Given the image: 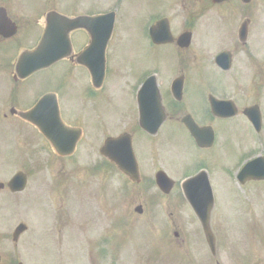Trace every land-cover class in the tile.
<instances>
[{
	"label": "rangeland",
	"instance_id": "374dc122",
	"mask_svg": "<svg viewBox=\"0 0 264 264\" xmlns=\"http://www.w3.org/2000/svg\"><path fill=\"white\" fill-rule=\"evenodd\" d=\"M11 2L17 11L23 12L14 14L21 31L26 23L38 27L36 18L42 16V0ZM87 2L78 3L76 9H89ZM2 3L5 2L0 0ZM44 3L42 13L56 7L55 0ZM73 5L70 0L63 6L64 11L72 13ZM30 37L27 33L21 44L9 46L10 54H18ZM121 37L123 19L117 22L109 44V68L102 88L93 86L88 71L82 67L66 74L65 83L59 87L62 114L66 118L70 115L69 121L84 130L73 155L59 157L50 143L43 148L44 141L36 135L34 126L10 113L13 96L8 98L9 106H0V182L6 184L18 171L29 173L24 191L0 189V264H217V261L264 264V193L241 189L237 180H228L222 174V163L216 161L217 150L209 153L212 163L204 164L210 168L215 183L211 224L217 237L216 256L210 251L202 225L178 185L184 173L198 161L196 153L191 158L183 148L171 151L169 145L165 150L158 147L160 154L167 153L174 159L171 161L174 167L169 160L165 161L170 176L179 181L170 192L160 190L154 182V172L146 176V181L142 178L139 183L133 182L101 155L100 148L108 135H118L125 127L132 128L123 120V109L137 106L142 72L157 71L162 96H167L172 78L171 65L157 59L163 52L155 53L156 48L142 44L141 40L122 43ZM60 65L27 82L19 91L26 97L21 105L32 97L33 84L44 87L43 80L47 89L56 87L49 80L61 72ZM64 70L70 69L64 67ZM8 87L9 91L0 88V105L12 91ZM187 91V106L199 111L194 107L199 102L198 95L189 87ZM218 125L221 141L229 133L226 126L232 124L222 121ZM173 128L168 125L164 132L175 133L176 143L188 146V138H184L181 130L172 131ZM136 143L143 156L149 150V138L139 133ZM232 161L233 156L229 162L225 160L224 170L233 165ZM21 223L28 228L16 240L14 233Z\"/></svg>",
	"mask_w": 264,
	"mask_h": 264
},
{
	"label": "flooded vegetation",
	"instance_id": "af4514ba",
	"mask_svg": "<svg viewBox=\"0 0 264 264\" xmlns=\"http://www.w3.org/2000/svg\"><path fill=\"white\" fill-rule=\"evenodd\" d=\"M3 1L10 7L5 3L0 4V88L9 91V85L12 91L4 97L0 106L10 104L8 98L13 96L10 113L15 119L28 122L35 127L33 129L38 133L35 134L44 141L43 148L48 143L47 138L35 125L23 119L20 112L30 110L43 95L54 93L60 105L61 120L67 126L74 129L81 128L82 131L83 128L80 125L69 121L70 115L66 118L62 114L64 107L61 104L59 87L65 83L66 74L73 73L76 67L81 66L79 52L96 37L83 26L69 31L67 36L71 51L67 57L59 61L61 72L49 80V82L53 81L56 87L47 89L43 80L41 85L44 87L33 84L34 92H31L33 95L27 99L24 105H21V102L25 101L26 97L19 94V91L28 81L50 71L57 63L22 79L16 71L19 55L27 49L36 47L41 41L48 27L50 14L58 13L72 18L114 14L113 17L108 16L111 20L114 18L109 44L116 32L117 22L123 19V37L120 38L122 43L141 40L142 44H149L156 48L154 49L155 53L163 52L164 54H159L158 57L156 54L157 59L171 65L169 72L172 78L168 94L162 96L163 106H160L165 120L158 134L150 135L141 127L140 106H132L131 110L123 109L125 115L123 120L128 121L132 127L123 128V133L127 132L132 135L135 161L141 181L142 178H145L146 181V176L154 172V182L156 183L158 171L164 170L168 174L170 173L165 161L169 160L168 162L172 165L171 161L174 159L166 155L167 153L164 151L162 155L157 150L158 147L165 150L169 145L171 151L176 147L179 150L183 148L185 154L191 158L195 153L198 155V161L189 170L187 177L205 171L214 191L215 183L212 173L206 165L213 161L209 153L217 150L216 161L222 163V174L227 175L228 180H237L241 189H253L264 193V179L256 180L248 176L241 178L239 175L247 162L258 156L264 157V0H88L89 9L80 8L79 11L76 9L77 4L80 2L84 4L85 0H72L74 5L71 9L72 13L69 14L64 11L66 8L63 6L70 0H55L56 7H51L43 13L45 3L42 0L40 9L42 16L36 18L38 27L25 22L26 26L22 31L14 14L21 15L23 12L16 10L12 0ZM111 20L106 19L99 22V28L108 27ZM95 23L93 21L89 24L94 32ZM27 33L32 36L29 43L24 44L18 54L11 55V48L8 47L21 44V38H26ZM106 35L104 33L102 37H106ZM61 37H64L63 32ZM64 67L70 70L66 72ZM149 70L147 69V71ZM188 87L198 95L199 102H196L194 107L200 109L199 111H195L186 104ZM178 91L182 92L181 97L178 96L180 93ZM212 97L221 101L218 114L213 113ZM33 98L35 99L31 103ZM17 106L26 107L19 108ZM71 113L73 116V112ZM147 115L155 120L160 115V111L149 106ZM187 116H192L198 127L202 129L199 136V142L202 145L193 137L183 122ZM44 117L45 122L49 124L52 122L51 112L45 113ZM222 121L231 122L232 125L226 126L229 133L220 141L218 123ZM168 125L174 126L172 131L176 133L181 130L185 135L184 138H188L189 145L180 146L176 143L175 133L166 134L164 128ZM139 133L145 134L150 143L149 150L143 156H140L136 143ZM223 142L227 143L226 146ZM168 150L167 148L166 151ZM231 156H233V165L224 170L225 160L227 159L229 162ZM172 167L174 166L172 165ZM188 168L189 166L186 165L185 169ZM125 170H123V177L133 181L129 177L133 175L132 169L131 173L126 168ZM257 172L264 173V166L258 167ZM176 188L177 183L175 182L173 190ZM181 189L185 196L182 186ZM139 207L142 210V206Z\"/></svg>",
	"mask_w": 264,
	"mask_h": 264
},
{
	"label": "water",
	"instance_id": "95a60500",
	"mask_svg": "<svg viewBox=\"0 0 264 264\" xmlns=\"http://www.w3.org/2000/svg\"><path fill=\"white\" fill-rule=\"evenodd\" d=\"M102 17L103 16L96 17V19H98L97 23L102 22L99 19ZM49 20V27L41 44L34 51L23 53L19 59L17 69L21 77H27L40 69L49 67L50 65L61 59L63 56H65L67 53H69L70 49H68V41L67 43L61 42V36L59 35V28L61 24L63 27H65L64 29L71 30L82 24L88 26L89 21L93 19H88L86 17H81L78 19H67L65 17L62 18L59 15L53 14L49 16ZM61 20H63V22ZM112 24L113 23L111 21V24L106 27L107 29H105V31H102L106 33L107 36L102 37L103 34H99V36L96 37L92 42L91 46L88 47L85 53H83L81 56L82 63L91 70L95 85L97 87L102 85L105 77V50L112 31ZM95 29H99V25H96ZM90 55L92 56L90 57ZM153 86L154 83L149 80L147 81L145 87L142 89L139 99L141 106H147V104L150 102L157 103ZM220 103L221 101L212 99L213 110L217 114L220 110ZM55 106H57L55 98H53L52 94H47L43 96L35 109H33L31 112L23 113V116L37 123L43 130V132L49 137L55 148L61 154L66 155L74 150L78 135L77 132L74 131L73 133L72 130L63 125L59 116V110H56ZM50 112L53 121L52 123L47 124L43 121V119L45 118L44 114ZM143 126L150 131H156L159 127V125L150 126L145 124H143ZM189 126L191 127L190 129L193 132L195 131L194 134L197 136L198 133L196 131H200L197 126L195 124H190ZM123 141V134L119 137H109L106 140L104 147L102 148V153L116 162L121 170H123V165H128L130 167V163L132 162L131 157L127 156V159H125L123 163ZM260 161L261 159L259 158L249 163L242 171L241 177L248 176L249 178L254 179L264 178V173L257 172V168L263 166ZM26 183V174L20 172L16 174L14 178L9 182V186L14 191H21L25 188ZM158 183L160 187L166 192H168L172 187L170 179L163 172L158 174ZM3 186L4 184L0 182V188H3ZM184 189L190 199L195 212L197 213L203 224L209 245L211 249L215 251L216 238L210 226L211 211L214 207V196L206 175H199L191 180H188L184 184ZM25 229L26 226L24 224H21L17 228L15 235H19Z\"/></svg>",
	"mask_w": 264,
	"mask_h": 264
}]
</instances>
